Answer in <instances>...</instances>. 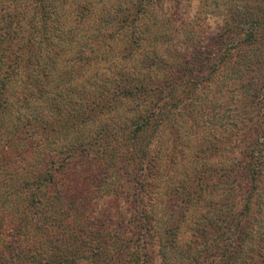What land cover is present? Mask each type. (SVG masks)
I'll use <instances>...</instances> for the list:
<instances>
[{
    "label": "trees",
    "instance_id": "16d2710c",
    "mask_svg": "<svg viewBox=\"0 0 264 264\" xmlns=\"http://www.w3.org/2000/svg\"><path fill=\"white\" fill-rule=\"evenodd\" d=\"M156 2L118 0L107 7L87 0H0V264H163V245L173 241L153 223L156 213L137 168L153 162V137L181 110L172 109L185 81L179 74L190 81L182 93L195 90L217 53L208 44L194 52L160 49L161 39L170 37L152 12ZM99 14L112 16L116 35H108L104 52L87 53L77 47V36L82 27L86 35L101 34L99 22H86ZM77 16L83 25L69 21ZM259 29L263 49L241 56L245 69L264 58V22ZM246 84L243 108L256 109L264 83ZM253 147L246 152L256 163L229 165L235 178L245 176L252 185L264 180L263 150ZM119 171L132 177L120 180ZM242 186L231 187L230 196ZM125 199L131 210L124 215L115 206ZM100 204L107 209L99 212ZM230 226L207 236L188 264H238L240 252L226 255L210 244L233 241L230 234L245 242L246 228Z\"/></svg>",
    "mask_w": 264,
    "mask_h": 264
},
{
    "label": "rangeland",
    "instance_id": "374dc122",
    "mask_svg": "<svg viewBox=\"0 0 264 264\" xmlns=\"http://www.w3.org/2000/svg\"><path fill=\"white\" fill-rule=\"evenodd\" d=\"M87 1L94 2L95 6L108 3L107 7H110L118 0ZM207 1L157 0L154 4L152 12L157 13L161 33L166 32L170 37L166 42L161 39L163 47L160 49L178 48L194 52L208 44L217 56L213 59L214 68L210 65V68H202L195 90L182 93L190 86V81L186 80L185 73L179 74V80L184 79L186 83L184 81L179 86L180 97H176L174 102L177 103L172 109L181 110L172 115L167 127L161 128L153 137L156 146L155 154H151L153 162L144 171V167H138L136 176L145 182L150 210L156 213L153 220L156 229L163 232L162 237L163 234L168 237L169 232V239L173 241L172 245H163V264H188L191 257L202 252L207 236L212 239L217 230L230 225L232 228H246L245 242L235 240L237 235L230 234L233 241L222 239L210 244H218L219 252L226 251V255L236 251L237 256L240 252L238 264H264V180L252 185L245 176L235 178L237 170L229 166L242 161L256 163L246 152L248 145H254L256 151L263 150L260 167H264V130L259 136L260 127L264 126L261 114L264 99H256V109L243 108L246 103L244 93L248 92L246 83H255L256 86L264 83V58L255 60L246 69L241 62L245 52L263 49L258 37L262 33L259 26L264 22V0H217L212 4ZM101 14L86 20L92 22V26L99 22L101 34L95 30L86 35L89 33L82 27L77 36V47H86L84 51L87 53L104 52L110 45L108 35L111 32L116 35V25L110 20L112 16L105 14V20H102L99 19ZM69 21L79 24L82 18L77 16ZM174 22L178 23L176 29ZM249 33L253 34L254 40L247 39ZM87 36L90 40L85 39ZM69 46L73 47L72 44ZM100 63L92 64L90 68L94 66L96 69ZM19 113L23 116L26 112ZM251 135L253 140L249 138ZM121 174L119 171L116 176L120 180L132 177ZM239 181L243 186L231 197L230 188ZM122 184L125 182L118 185ZM4 207V204L0 205V210L3 211ZM103 209L107 207L100 204L98 211ZM115 209L125 215L131 207L125 199ZM231 217H236L237 221L231 222ZM4 224L3 216H0V232ZM170 227L177 232L168 231ZM229 231L233 233L230 228ZM31 235L35 239L39 234L33 231ZM33 238L23 236L20 239L28 243ZM3 239L0 235V245L4 243ZM208 261L205 259L204 264Z\"/></svg>",
    "mask_w": 264,
    "mask_h": 264
}]
</instances>
